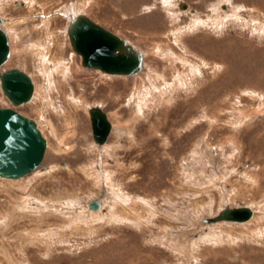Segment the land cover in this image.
Wrapping results in <instances>:
<instances>
[{
  "label": "rangeland",
  "instance_id": "obj_1",
  "mask_svg": "<svg viewBox=\"0 0 264 264\" xmlns=\"http://www.w3.org/2000/svg\"><path fill=\"white\" fill-rule=\"evenodd\" d=\"M18 2L0 0L19 44L0 107L33 119L46 149L0 177V264H264V0ZM80 15L114 40L107 70L75 47ZM23 70L39 90L13 100L1 78ZM236 208L250 217L223 216Z\"/></svg>",
  "mask_w": 264,
  "mask_h": 264
},
{
  "label": "water",
  "instance_id": "obj_2",
  "mask_svg": "<svg viewBox=\"0 0 264 264\" xmlns=\"http://www.w3.org/2000/svg\"><path fill=\"white\" fill-rule=\"evenodd\" d=\"M86 51L102 61L108 59L110 44L100 37H87L83 40ZM4 46L0 38V59ZM11 85L16 94L22 93V84L13 79ZM109 131L106 118L96 113L94 117V133L99 140L104 139ZM46 142L33 119L28 118L10 107H0V175L22 177L40 165ZM91 207H97L93 200ZM244 214V213H243Z\"/></svg>",
  "mask_w": 264,
  "mask_h": 264
},
{
  "label": "bare ground",
  "instance_id": "obj_3",
  "mask_svg": "<svg viewBox=\"0 0 264 264\" xmlns=\"http://www.w3.org/2000/svg\"><path fill=\"white\" fill-rule=\"evenodd\" d=\"M18 1H20V2H18ZM23 0H14V2L16 3V2H18V4H23V2H22ZM170 2H172V1H170ZM18 4H16V5H18ZM31 4V3H30ZM22 6V5H21ZM2 8V7H1ZM75 11H73V13H74ZM75 16H76V13L74 14ZM70 18V17H69ZM83 17H81V15H80V18H78V20H77V22H75V23H73L72 25V30H71V32H75L76 33V39H74V41H75V47H76V49H79V50H82V52L84 53V61L86 62V64L87 65H94V66H98V67H100V69L101 70H107V68L106 67H108V65H110L111 64V62L112 63H115L114 62V60H116V56H114L113 55V46H112V44H114L113 43V39H106V38H104V37H102V35H100V31L98 30V28L97 27H95V26H93L92 24H90L89 22H88V20L84 23L83 22ZM1 22V21H0ZM84 24V25H83ZM7 31L8 32H6V33H2V32H0V38H1V40H2V43H3V46H4V53H3V56L1 57V59H0V65L2 64V63H5L7 60H9L10 59V56H11V53H12V49H14L15 50V48H17L18 46H19V44L18 43H16V39H18V37H17V35H15L14 36V34H16V32L14 31V27H12L11 25H9V28L7 27ZM13 31V32H12ZM12 32V33H11ZM11 35H12V37H11ZM14 36V37H13ZM91 36H95V37H100V38H102V39H104L107 43H109L110 44V50H109V53H108V59L106 60V61H102V60H100V59H98V57H95V56H92V55H90L87 51H86V49L84 48V46H83V40L85 39V38H87V37H91ZM35 43V42H34ZM31 44V43H30ZM33 44V43H32ZM31 44V45H32ZM28 45V44H27ZM26 45V47L27 48H30V46L28 45L27 46ZM40 45V46H39ZM61 45V44H60ZM32 48H33V53L36 55V56H38V57H40L41 58V65H43V68L44 69H42L46 74H49L50 75V73H51V71L53 72V70H56V71H58V70H60L61 68V66L63 65V64H60V63H58L57 61V59L56 58H52V57H49V55L48 56H46L47 54H45L44 53V48L45 49H48V46L47 45H43L42 44V42L40 43V42H38V43H35L34 44V46H32ZM31 48V49H32ZM50 49V48H49ZM48 53V52H47ZM56 56V55H55ZM73 58V57H72ZM60 59V58H59ZM57 60V61H56ZM39 61V60H38ZM72 61V60H71ZM117 61V60H116ZM124 61V60H123ZM130 63H132L131 62V60H128ZM66 62V61H65ZM128 62V63H129ZM70 63V62H69ZM39 64V65H40ZM58 64V65H57ZM61 65V66H60ZM70 66H71V64H70ZM39 67V66H38ZM68 67V66H67ZM110 68V67H109ZM41 69V68H40ZM50 69H53V70H51L50 71ZM68 69V68H67ZM122 69H123V67H122ZM129 69V68H128ZM111 70V69H110ZM124 71H125V69H123ZM61 71V70H60ZM59 71V72H60ZM64 71V70H63ZM26 72V71H25ZM25 72H24V70H23V72H17V71H13V72H11V74H9V75H7V76H5V77H2L1 79L2 80H4L3 81V84H4V90H5V92H6V94L7 95H9V97L11 98V99H13V100H18V99H23V98H28L29 97V93H30V91L31 90H33V89H36L35 91H38L39 89H37V88H35V86L34 85H32L30 82H29V80H28V78H27V76L25 75ZM68 73V72H67ZM44 74V73H43ZM45 74V75H46ZM53 74V73H52ZM56 75H57V72H56ZM29 76H31V74L29 75ZM46 76H48V75H46ZM45 76V77H46ZM32 77V76H31ZM48 77H50V76H48ZM53 78V77H52ZM60 78V77H59ZM64 78V77H63ZM13 79H17V80H19L20 82H21V84H22V93L19 95V94H16L15 93V91H14V89H13V87H12V85H11V81L13 80ZM32 80V79H31ZM33 80L35 81L36 79H34V77H33ZM49 81H50V79H48ZM56 80V79H55ZM55 82V81H54ZM33 83V82H32ZM56 83V82H55ZM46 84H47V81H46ZM55 85V84H54ZM38 86V85H37ZM52 88V87H51ZM39 93V92H38ZM40 93H42V92H40ZM39 93V94H40ZM33 95H35V94H33ZM32 97V96H31ZM30 98V97H29ZM28 98V99H29ZM40 131V130H39ZM40 133H41V131H40ZM42 134V133H41ZM43 136V135H42ZM44 137V136H43ZM45 139V138H44ZM46 142V141H45ZM46 149V148H45ZM38 167V166H37ZM36 167V168H37ZM35 168V169H36ZM100 175V174H99ZM0 177H4V178H13V177H7V176H3V175H0ZM23 177V176H22ZM17 178H19V177H17ZM107 189H108V186H107ZM111 189V188H110ZM112 190V189H111ZM108 192V191H107ZM113 194V193H112ZM107 195V194H106ZM111 196V195H110ZM113 196H114V198L115 197H118V198H120V199H122V196L121 195H116V194H113ZM112 197V196H111ZM101 200L102 199H98V200H95L97 203H98V206L97 207H91L90 206V203L88 204V209H90V210H93V211H91L92 213L94 212V211H97L98 209L100 210V209H102V203H101ZM67 201V200H66ZM70 201H72V200H70ZM31 203V202H30ZM37 203V202H36ZM40 203V202H39ZM43 203V202H42ZM66 204H68L67 206H69V203L68 202H65ZM26 204H28V203H26ZM71 204V203H70ZM73 204H75L74 202H73ZM38 205V204H37ZM36 205V207H38ZM43 205V204H42ZM87 207V206H86ZM104 207V206H103ZM63 209H65V208H63ZM67 209V208H66ZM78 209V208H77ZM81 209V208H80ZM237 209V208H236ZM227 210V211H225L224 212V214H223V216L224 217H226V218H230V219H233V220H246L247 218H249L250 217V215H251V211L249 210V209H247V208H244V209H237V210ZM68 210V209H67ZM82 211H77L76 210V208H75V210L73 211L72 209L71 210H69V211H67V214H69L71 217H73V220L74 221H82L80 218H86L87 217V215L90 213V212H88V211H86L85 209H81ZM98 210V211H99ZM85 212H88L87 214H85ZM106 212V211H105ZM110 212H112V211H110ZM124 212H127L128 213V211H124ZM91 213V214H92ZM95 213H97V212H95ZM102 213V212H101ZM100 213V214H101ZM113 213H115V212H113ZM130 213V212H129ZM244 213V214H243ZM99 214V213H98ZM132 214V213H131ZM103 215V214H102ZM89 216V215H88ZM98 216V215H97ZM96 216V217H97ZM124 216V215H123ZM127 216H129V215H127ZM90 217V216H89ZM95 217V218H96ZM120 217V216H119ZM92 218H94L93 217V214H92ZM134 218V217H133ZM132 218V219H133ZM135 220V219H134ZM128 221V220H127ZM126 222V221H125ZM133 222V221H132ZM128 223H130V222H128ZM139 223V222H138ZM132 224V223H131Z\"/></svg>",
  "mask_w": 264,
  "mask_h": 264
}]
</instances>
